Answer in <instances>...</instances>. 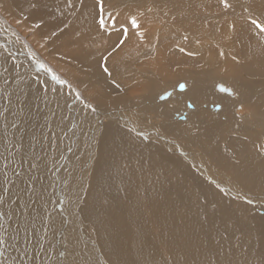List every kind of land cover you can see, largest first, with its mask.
<instances>
[{
    "label": "bare ground",
    "instance_id": "6f19581e",
    "mask_svg": "<svg viewBox=\"0 0 264 264\" xmlns=\"http://www.w3.org/2000/svg\"><path fill=\"white\" fill-rule=\"evenodd\" d=\"M261 25L264 0H0V264H264Z\"/></svg>",
    "mask_w": 264,
    "mask_h": 264
},
{
    "label": "rangeland",
    "instance_id": "374dc122",
    "mask_svg": "<svg viewBox=\"0 0 264 264\" xmlns=\"http://www.w3.org/2000/svg\"><path fill=\"white\" fill-rule=\"evenodd\" d=\"M113 16V15H112ZM112 16H111V18H112ZM115 20V19H114ZM110 21H111V19H110ZM108 25V24H107ZM118 29V28H117ZM116 28L114 29V30H116V31H118ZM160 35L161 36H166L167 35V32L166 31H163V32H160ZM121 54V53H120ZM74 74H76V72H73ZM75 76L73 75V78H74ZM179 81H181V80H179ZM166 99H168V98H166ZM165 100V99H164ZM187 103H189V102H187ZM217 104H219L220 105V103H217ZM192 105H194V107H195V104L194 103H192ZM188 106V105H187ZM193 107V108H194ZM193 108H191V109H193ZM212 110H214L212 107H210ZM221 108V107H220ZM219 108V109H220ZM219 109H217V111L219 110ZM184 113H182V115H180V117H179V120H185L186 119V117L184 118V116H183V114L184 115H187V112L186 111H183ZM203 162V161H202ZM25 167V166H24ZM14 169V171H16L18 168H16L15 169V167L13 168ZM20 174H21V171H20ZM3 202V199L1 200V198H0V210L2 211V210H4L5 209V207H4V202ZM3 204V205H2ZM264 213V209L263 210H261V214H263ZM8 232V231H7ZM6 235V234H5ZM8 235H9V232H8ZM7 235V236H8ZM8 241H10L9 239H8ZM9 243V242H8ZM12 247H14V245H11ZM16 248V247H15ZM17 250V249H16ZM12 252H13V249H12ZM5 255H9L8 253H5ZM12 256V255H11ZM2 264V263H1Z\"/></svg>",
    "mask_w": 264,
    "mask_h": 264
},
{
    "label": "snow or ice",
    "instance_id": "6c2138e0",
    "mask_svg": "<svg viewBox=\"0 0 264 264\" xmlns=\"http://www.w3.org/2000/svg\"><path fill=\"white\" fill-rule=\"evenodd\" d=\"M101 8H102V5H101ZM104 23V21H103V19H101V24H103ZM136 22H135V20L133 19V24H135ZM262 29H264V25H261L260 26Z\"/></svg>",
    "mask_w": 264,
    "mask_h": 264
},
{
    "label": "water",
    "instance_id": "95a60500",
    "mask_svg": "<svg viewBox=\"0 0 264 264\" xmlns=\"http://www.w3.org/2000/svg\"><path fill=\"white\" fill-rule=\"evenodd\" d=\"M179 88H181V89H182V88H183V85H180V87H179Z\"/></svg>",
    "mask_w": 264,
    "mask_h": 264
}]
</instances>
